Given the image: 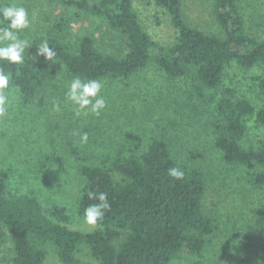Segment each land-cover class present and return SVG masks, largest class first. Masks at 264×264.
Instances as JSON below:
<instances>
[{"label": "trees", "instance_id": "obj_1", "mask_svg": "<svg viewBox=\"0 0 264 264\" xmlns=\"http://www.w3.org/2000/svg\"><path fill=\"white\" fill-rule=\"evenodd\" d=\"M47 1L62 5L73 17L82 13L118 30L125 38L126 51L121 56L102 52L91 37L84 36L73 53L57 38L49 37V46L56 52L54 60L46 61L43 56L33 60L37 49L31 47L23 65L5 68L12 73L10 85L18 90L22 105L57 91L58 64L70 81L79 76L110 83L153 63L169 79H190L196 97L214 104L208 123L222 161L242 167L251 186L264 187V140L255 147L242 145L246 118L254 117L256 125L264 129V98L256 110L234 89L223 88L216 101L224 71L232 62L244 71L261 69L255 81L264 97V41L247 33L237 0H207L213 23L205 28L186 18L184 0H151L167 14L175 31L166 43L145 31L131 0ZM67 22L59 19L58 29ZM72 153L82 163L84 180L78 215L84 218L85 208L98 203L89 198L90 192L107 193L110 209L97 224L99 229L73 231L66 226L69 217L64 207L52 204L45 210L32 193L8 191L9 174L1 171L0 246L11 244V264H45L50 252L60 264H92L81 260L83 253L94 264H169L182 251L201 256L212 244L217 224L205 209L206 176L195 164L176 162L164 137L153 138L139 155H125L119 149L114 155L102 156L97 165L86 164L87 159L77 151ZM195 158L198 155L190 153L189 159ZM170 167L183 170L184 178H171ZM257 220L260 233L264 232V201L257 208ZM243 242L249 254L246 263L264 264V243L253 244L246 237Z\"/></svg>", "mask_w": 264, "mask_h": 264}, {"label": "rangeland", "instance_id": "obj_2", "mask_svg": "<svg viewBox=\"0 0 264 264\" xmlns=\"http://www.w3.org/2000/svg\"><path fill=\"white\" fill-rule=\"evenodd\" d=\"M131 1L143 28L154 40L166 43L174 38L167 14L151 0ZM11 3L22 5L32 17V24L22 38H27L33 48L37 49L43 39L55 37L74 53L80 40L89 36L102 52L121 56L126 51L125 38L118 30L101 25L88 15L73 17L62 5L47 0H0V7ZM237 3L247 33L264 41V0H237ZM183 11L191 23L201 28L213 23L207 0H184ZM62 18L68 22L58 29V20ZM58 68L57 91L39 96L28 106L22 105L18 90L11 86L8 114L0 118V172L9 174L7 190L32 193L45 210L52 204L64 207L69 229L91 233L99 225H88L77 213L84 180L80 174L82 163L72 150L85 157L86 164L97 165L102 156L114 155L119 149L125 155H139L153 138L162 136L176 162L195 164L204 172L205 209L217 224L213 242L201 256L182 251L169 264H247L249 254L243 238L253 244L264 243V232L260 233L257 220L264 187L251 186L242 167L222 161L208 123L214 104L196 97L191 80L169 79L155 64L149 63L127 79L102 82L100 94L106 100V108L100 115L76 116L65 99L70 79L61 64ZM259 75V67L244 71L236 63H230L217 89L216 101L223 88H231L258 110L264 98L255 81ZM55 101L61 102L60 112L53 108ZM245 124L247 132L242 145L255 147L264 140V129L256 125L254 117L246 118ZM85 132L88 141L81 144L77 133ZM190 153H196L198 158L189 159ZM12 256L9 242L0 246V264H11ZM80 258L95 263L87 253ZM45 264L60 262L50 252Z\"/></svg>", "mask_w": 264, "mask_h": 264}, {"label": "clouds", "instance_id": "obj_3", "mask_svg": "<svg viewBox=\"0 0 264 264\" xmlns=\"http://www.w3.org/2000/svg\"><path fill=\"white\" fill-rule=\"evenodd\" d=\"M33 13V17H34ZM7 26H3L4 23ZM32 24L28 10L22 5L11 3L7 6L0 7V62H6L0 66V118L5 117L9 111V94L11 91L10 81L12 73L5 71L9 65L20 66L25 63L26 50L32 47V44L27 38H22V34L26 29H29ZM28 56V51H27ZM43 56L44 60L52 61L56 56V52L49 46L47 39H43L37 46V51L33 60ZM102 83L98 79H82L79 76H74L68 84L65 99L74 108L76 116L83 115H100L106 108V100L100 94ZM53 108L56 112L61 111V102L55 101ZM80 143L85 144L88 141V134L85 132L79 134ZM168 175L175 179L181 180L184 178V172L179 167H170ZM89 198L97 200L85 208L84 219L88 225L96 226L102 222L106 212L111 205L107 199V193L100 192L89 193Z\"/></svg>", "mask_w": 264, "mask_h": 264}]
</instances>
